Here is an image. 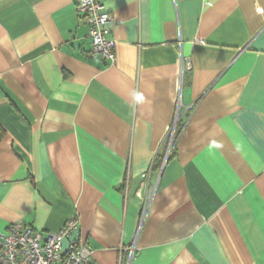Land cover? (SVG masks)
<instances>
[{
	"label": "crops",
	"instance_id": "0c3cea01",
	"mask_svg": "<svg viewBox=\"0 0 264 264\" xmlns=\"http://www.w3.org/2000/svg\"><path fill=\"white\" fill-rule=\"evenodd\" d=\"M99 1L114 64L78 0H0V231L75 219L93 264L134 240L130 264H264V0Z\"/></svg>",
	"mask_w": 264,
	"mask_h": 264
},
{
	"label": "built area",
	"instance_id": "2783aa9c",
	"mask_svg": "<svg viewBox=\"0 0 264 264\" xmlns=\"http://www.w3.org/2000/svg\"><path fill=\"white\" fill-rule=\"evenodd\" d=\"M76 9L87 26L90 55L100 56L114 64L116 44L108 37V25L112 19L103 4L99 0H78ZM182 70L183 67L181 73ZM173 134L174 126L170 130L168 151L171 148ZM146 208V205H143L141 221ZM134 253L135 240L123 250L119 264H130ZM0 264H93V260L92 252L81 236L77 220H68L60 230L46 236L18 221L0 231Z\"/></svg>",
	"mask_w": 264,
	"mask_h": 264
},
{
	"label": "trees",
	"instance_id": "16d2710c",
	"mask_svg": "<svg viewBox=\"0 0 264 264\" xmlns=\"http://www.w3.org/2000/svg\"><path fill=\"white\" fill-rule=\"evenodd\" d=\"M3 136H4V131L0 127V140L3 138ZM159 167H160V159H159V156L157 155V157L155 158V161H154V168L158 169Z\"/></svg>",
	"mask_w": 264,
	"mask_h": 264
}]
</instances>
